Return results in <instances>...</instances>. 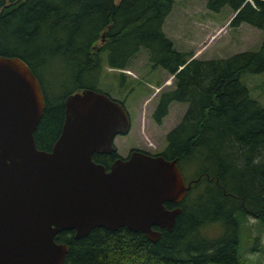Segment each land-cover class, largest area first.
<instances>
[{"label": "trees", "instance_id": "16d2710c", "mask_svg": "<svg viewBox=\"0 0 264 264\" xmlns=\"http://www.w3.org/2000/svg\"><path fill=\"white\" fill-rule=\"evenodd\" d=\"M206 1L212 12L225 6L233 10L231 27L248 23L264 32V0ZM174 4L175 0H0V55L27 62L46 97L34 133L39 149L51 150L65 117L63 104L51 106L39 75L49 59L65 58L73 70L75 85L63 101L84 88L101 91L96 84L84 85L86 76L104 65L128 69L142 50L155 67L172 75L184 66L153 115L161 123L171 103H188L161 154L178 159L179 165H201L190 180L192 187L180 203L183 212L173 229H160L155 242L126 227H99L81 238L64 230L55 237L68 245L64 264H264L249 262L241 250L249 216L264 230V105L241 80L246 73H264V40L256 50L197 59L192 52L179 51L163 30ZM93 159L106 164L99 154ZM215 225L221 234L208 235L206 229Z\"/></svg>", "mask_w": 264, "mask_h": 264}, {"label": "water", "instance_id": "95a60500", "mask_svg": "<svg viewBox=\"0 0 264 264\" xmlns=\"http://www.w3.org/2000/svg\"><path fill=\"white\" fill-rule=\"evenodd\" d=\"M64 106L59 137L39 149L41 82L22 58L0 55V264H64L68 245L55 239L64 230L81 238L126 227L155 242L183 212L165 204H180L192 187L178 159L134 150L109 170L93 159L117 152L115 138L130 131L122 102L84 88Z\"/></svg>", "mask_w": 264, "mask_h": 264}, {"label": "rangeland", "instance_id": "374dc122", "mask_svg": "<svg viewBox=\"0 0 264 264\" xmlns=\"http://www.w3.org/2000/svg\"><path fill=\"white\" fill-rule=\"evenodd\" d=\"M120 0H116L119 2ZM206 0H175L172 12L163 26L164 32L174 41L179 51L195 54L197 59H217L231 56L245 50H256L264 40V32L248 23L234 28L229 25L233 10L225 6L220 12L207 9ZM39 75L53 108L60 107L64 96L74 83V73L65 58H51L39 68ZM124 72L104 65L102 70L91 71L84 79V85L95 86L121 100L130 113V132L118 135L114 144L117 153L124 158L134 149L151 154L162 153L167 146V135L182 120L189 105L173 102L168 114L157 124L153 117L158 90L174 89L175 77L161 67H155L148 53L142 50ZM251 91V96L264 105V73H246L241 78ZM158 81V82H157ZM152 84V85H150ZM144 88L135 90V86ZM186 181L199 173L201 165H180ZM219 225L210 226L206 233L210 236L221 234ZM242 255L253 263H264V230L258 219L248 217L242 230Z\"/></svg>", "mask_w": 264, "mask_h": 264}, {"label": "flooded vegetation", "instance_id": "af4514ba", "mask_svg": "<svg viewBox=\"0 0 264 264\" xmlns=\"http://www.w3.org/2000/svg\"><path fill=\"white\" fill-rule=\"evenodd\" d=\"M113 69H115V68H113ZM115 70H118V71H121V72H124L125 70L124 69H115ZM158 82V81H157ZM150 85H152V84H150ZM144 88H140V87H138V85L137 86H135V90H143ZM170 91V90H169ZM168 91H161V90H158V92L157 93H155L154 94V96H153V98H152V100L153 99H155V104H154V111H153V114H152V117H153V119H154V121L157 123V124H161V123H158L157 121H156V119L154 118V113L158 110V108H159V105H160V102H161V100H162V98H163V95H165V93H167ZM66 99V98H65ZM65 99H64V101H65ZM114 99V98H113ZM45 100H46V97H45ZM115 100H117V99H115ZM64 101H63V105H64ZM119 101V100H118ZM120 102H122L121 100H120ZM129 113V112H128ZM64 114H65V106H64ZM129 116H130V113H129ZM130 119H131V116H130ZM131 122H132V119H131ZM130 132V131H129ZM128 132V133H129ZM127 133V134H128ZM127 134H125L124 136H126ZM134 150H141V149H134ZM134 150H132L131 152H130V154L134 151ZM144 151V150H143ZM147 152V151H146ZM97 154V153H96ZM129 154V155H130ZM158 154H161V153H158ZM99 156H100V159H102V161H105L106 162V164H104L105 166H106V169L107 170H109L110 169V166L112 165V163L117 159V158H119V157H122V158H124L123 156H121L120 154H118L117 152H115V153H113V154H105V153H103V154H99ZM128 157V156H127ZM126 158V157H125ZM190 182V181H189ZM188 183V182H187ZM167 203H171V205H172V207L171 208H175V207H177V206H180V204H178V203H173V202H167Z\"/></svg>", "mask_w": 264, "mask_h": 264}, {"label": "crops", "instance_id": "0c3cea01", "mask_svg": "<svg viewBox=\"0 0 264 264\" xmlns=\"http://www.w3.org/2000/svg\"><path fill=\"white\" fill-rule=\"evenodd\" d=\"M233 16H234V14H233ZM233 16H232V17H233ZM231 19H232V18H231Z\"/></svg>", "mask_w": 264, "mask_h": 264}]
</instances>
